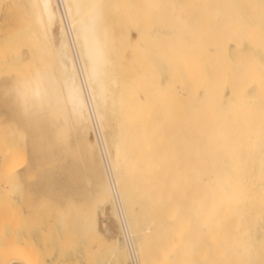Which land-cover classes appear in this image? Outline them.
I'll return each instance as SVG.
<instances>
[{
	"label": "bare ground",
	"instance_id": "1",
	"mask_svg": "<svg viewBox=\"0 0 264 264\" xmlns=\"http://www.w3.org/2000/svg\"><path fill=\"white\" fill-rule=\"evenodd\" d=\"M0 34V203L96 264H264V0H0Z\"/></svg>",
	"mask_w": 264,
	"mask_h": 264
},
{
	"label": "rangeland",
	"instance_id": "2",
	"mask_svg": "<svg viewBox=\"0 0 264 264\" xmlns=\"http://www.w3.org/2000/svg\"><path fill=\"white\" fill-rule=\"evenodd\" d=\"M0 37L5 38L2 34H0ZM2 41H0V42H2ZM0 126H2V125L0 124ZM7 135L8 134L2 135V137L0 138V139H2L1 140V143L2 144L0 143L1 144L0 145V153H1L0 154V157L1 158L4 157L3 155H6V153L8 151H10L11 149H12V151H13V149H16V151H18V150L20 151V149L17 150V148H22L21 150L23 152H25L24 151L25 150V148H24L25 142H24V144H22L21 143L22 140L20 138L17 139V138H14V137H13L12 140H10L11 139V138H9L10 135L9 136H7ZM5 136H7L8 138L5 137ZM13 140L15 142H13ZM3 143L6 145L7 148L6 147H3V145H4ZM11 143L12 144L16 143V144L12 145ZM1 148L7 149V152L5 150V153H4L3 149H1ZM10 152H8V153H10ZM18 152H16V153L18 154ZM23 152H21V151L19 152V154L21 156L18 154V156L20 158L22 157L21 158L22 160L19 159V157H15L17 159L16 160L17 163H20L21 164L24 161V158L22 156V154H24ZM13 153H14V151L12 152V154ZM14 155H16V154H14ZM24 156H25V154H24ZM20 160H21V162H20ZM0 169H1V167H0ZM2 173L3 172L1 170L0 177L2 176V178H3L4 176L2 175ZM5 176H7V173H6ZM4 178L7 179V177H4ZM2 181L4 182V184L7 183V182H5V179H3ZM1 203H3V202H1ZM1 203H0V205H1ZM4 204L5 203H3L1 205L2 206V209H1V212H0V213L3 212L2 214H0V256L1 255L3 257L4 256H7V253H6V250L5 249H6L8 240H9L8 239L9 230L11 228H18V227L21 228L22 226H27L26 225V223H27L26 221L28 220V223H27L28 226L30 225L31 227H33V229H32L29 226L31 228V232H32V233L30 232V237H32V240L33 241L28 244L29 247H30V255H31L32 259H33V263L32 264H86L87 261H88L87 264H92V263L93 264H96L97 263V262L96 263L95 262H92L91 259L90 260H88V259L94 257L95 255H97L100 252L99 251V247H98L97 251H96V247L97 246L94 247L93 245L90 246L91 248L90 247L88 248L87 246L86 247L79 248V249L75 248L74 245L76 243H74V242H75V238H76L77 235H75V236L73 235V233H74V232H72L73 228H72V226H70L71 225L70 223L72 222V219L70 217L71 215L69 216L70 217L69 219L68 218H65V220H64V222H65L64 223V227L65 228L62 230L59 227L58 222L56 221L58 219V216L54 212H52V214H50L51 213L50 210L47 212V210H45L46 207H44L45 209L42 207L41 209L42 210L44 209L45 211L43 210L41 212V214L40 215H37V217H34L33 220H29V219H26L25 220L23 218L21 220V216L19 214V211L17 209V206L16 207L15 206L13 207L12 204H10L9 206H5ZM1 206H0V208H1ZM6 208H7V210H6ZM50 216H51V218H49ZM52 216H54V217H52ZM55 217H57V218H55ZM66 220L69 222V224L66 223ZM66 225H67V227H66ZM68 226H69V230H68ZM67 230L69 231V233H68ZM64 232L66 233V235H65ZM74 234H76V233H74ZM64 235L66 236V238H65ZM67 235H69L68 238H67ZM73 237H75L74 238V241H73ZM64 238H65V240L63 241ZM77 238H78V236H77ZM64 244H66V245H64ZM93 244H95L94 241H93ZM64 251H66V252H64ZM72 252H74V253H72ZM59 253H61L62 256ZM88 255H90V257ZM65 257H66V259H64Z\"/></svg>",
	"mask_w": 264,
	"mask_h": 264
},
{
	"label": "built area",
	"instance_id": "3",
	"mask_svg": "<svg viewBox=\"0 0 264 264\" xmlns=\"http://www.w3.org/2000/svg\"><path fill=\"white\" fill-rule=\"evenodd\" d=\"M129 264H136V263H134V261H133V262H131V261H130V263H129Z\"/></svg>",
	"mask_w": 264,
	"mask_h": 264
}]
</instances>
